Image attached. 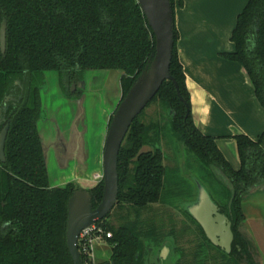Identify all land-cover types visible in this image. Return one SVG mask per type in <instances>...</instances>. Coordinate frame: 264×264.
<instances>
[{
	"label": "trees",
	"instance_id": "1",
	"mask_svg": "<svg viewBox=\"0 0 264 264\" xmlns=\"http://www.w3.org/2000/svg\"><path fill=\"white\" fill-rule=\"evenodd\" d=\"M171 2L175 9L176 0ZM4 19L8 29L6 54L0 49V108L15 91L16 80H27L29 91L12 106L7 161L0 162V264H74L66 238L67 209L70 196L81 187L74 182L50 185L35 127L39 114L36 78L47 70L68 78L89 70H119L123 72L122 100L153 56L154 34L138 0H0V27ZM177 37L175 28L170 72L182 99L174 82L165 80L146 106L160 104L164 111L160 121H142L146 108L134 119L119 153L116 205L143 208L163 200L165 156L157 145L169 124L172 133L198 157L207 180L227 187L218 179L221 172L228 180V201L213 198L228 213L235 229V245L230 254H222L226 262L221 264H257L253 243L241 227L244 201L252 188L264 186V131L256 139L234 136L241 159V167L235 169L219 149L216 137L204 134L194 122ZM231 40L235 50L222 55L246 69L264 108V0H248ZM148 145L153 149L142 151ZM195 182L205 186L202 178ZM90 191L96 207L102 199L103 181ZM99 222L113 232L112 264H143L145 254L156 257L159 253L163 239L154 229L150 232L156 245L149 250L136 221Z\"/></svg>",
	"mask_w": 264,
	"mask_h": 264
},
{
	"label": "water",
	"instance_id": "2",
	"mask_svg": "<svg viewBox=\"0 0 264 264\" xmlns=\"http://www.w3.org/2000/svg\"><path fill=\"white\" fill-rule=\"evenodd\" d=\"M138 3L153 31L155 50L147 67L119 102L110 120L101 157L99 153L92 152L86 96L84 94L78 100L70 101L67 111L60 109L48 117L49 130L43 129L40 131L39 127L49 178V164L52 157L63 171L74 165L75 180H86L90 177L92 171L91 159H94L97 164L96 168L99 165L102 167L103 194L99 204L96 207L94 206L92 192L84 188L74 191L68 201L66 238L74 264H84L78 247V237L81 230L104 219L117 203L119 194V153L134 119L151 102L165 80L174 82L178 95L182 99L178 82L170 72L175 45V19L172 2L171 0H138ZM7 24V20L4 19L0 29V41L3 50L6 44ZM95 71L97 72L94 73L98 75H88L87 77V72L85 79L79 82V86L84 90V93L96 82L101 80L106 82L110 71H117L121 73V76L123 74L119 70L99 69ZM56 73L59 76L57 71ZM106 74L107 78H104ZM5 137L6 131L0 138V157L2 160H5ZM221 176L228 181L222 172ZM196 185L198 187V198L187 208V211L201 225L208 240L225 254H230L234 241L232 221L221 212V207L210 195L208 189L200 182H197ZM261 189H264V186L254 187L251 192L257 193ZM245 231L244 233L253 243L252 252L255 262L264 264L255 242L250 234ZM167 255V249L164 247L154 259L160 263L167 259ZM104 264L111 263L106 262Z\"/></svg>",
	"mask_w": 264,
	"mask_h": 264
},
{
	"label": "crops",
	"instance_id": "3",
	"mask_svg": "<svg viewBox=\"0 0 264 264\" xmlns=\"http://www.w3.org/2000/svg\"><path fill=\"white\" fill-rule=\"evenodd\" d=\"M247 2L176 0L174 9L176 47L186 74L194 122L204 134L216 137L219 149L235 169L241 167V159L234 136L245 134L256 139L264 131V108L246 69L238 61L222 55L235 50L231 36ZM108 121L106 117L107 124ZM105 133L106 129L96 145L100 149L105 144ZM98 172L102 173L96 169L88 179L79 181L93 187L98 184L95 179ZM245 215V232L250 234L263 257L264 214ZM99 261L100 264L107 262Z\"/></svg>",
	"mask_w": 264,
	"mask_h": 264
},
{
	"label": "rangeland",
	"instance_id": "4",
	"mask_svg": "<svg viewBox=\"0 0 264 264\" xmlns=\"http://www.w3.org/2000/svg\"><path fill=\"white\" fill-rule=\"evenodd\" d=\"M94 72L97 71H88L87 77L88 75H98ZM108 75L110 78L106 82H102V80L96 82L83 93L86 96L92 152L98 153L99 151L100 154L103 153L104 144L101 149L96 146L99 136L105 129V134H107L110 120L122 97L121 73L110 71ZM45 77L46 82L41 90L43 109L42 119L39 122L40 131L43 129L49 130L50 125L47 119L52 113L54 114L60 109L67 111L70 101L74 102L80 98L70 97L65 94L60 78L55 71H46ZM104 78H107V74ZM163 114L164 111L160 104L152 103L145 109L141 120L146 123L159 122ZM106 117L109 118L108 124L106 123ZM158 146L163 149L165 155L166 181L162 192L163 200L159 203H151L143 208L116 205L112 209L111 214L102 220L113 225L136 221L142 237L146 238V243L153 238V233L150 232L151 229L155 230V234L160 239H165V237L177 232L179 235L178 244L180 248L186 251V258L182 264H193L196 259L195 253L200 243V235L196 233L195 225L189 221L187 208L197 200L198 191L197 182H195L197 178L204 180L205 187L216 201L223 203L225 200L221 194H218L210 181L205 178L206 171L198 157L190 153L186 145L172 133L169 124L165 128L163 139ZM151 149L153 147L148 145L144 146L142 151ZM96 166L94 159H91L92 171L90 176L96 169L102 171L100 165L97 168ZM49 175L50 184L53 187H61L67 183L74 182L81 188L88 190L92 188L88 183L75 180L74 165L63 171L53 157L49 164ZM218 179L229 187L221 175H218ZM244 211L248 217H251V213L254 214L256 212L264 214V189L257 193L250 191L244 201ZM111 252L109 248L99 249L97 252L98 259L110 261ZM223 253L220 252V254ZM212 256H216V259L212 258L207 264L221 263L223 256L220 257L219 254ZM262 259L264 260V256Z\"/></svg>",
	"mask_w": 264,
	"mask_h": 264
},
{
	"label": "flooded vegetation",
	"instance_id": "5",
	"mask_svg": "<svg viewBox=\"0 0 264 264\" xmlns=\"http://www.w3.org/2000/svg\"><path fill=\"white\" fill-rule=\"evenodd\" d=\"M0 29H1V27H0ZM7 29H8V24H7ZM0 49H1L2 55H5L6 51H7V31H6L5 49L4 50L2 49L1 41H0ZM47 71H55L56 72V70H47ZM45 72L46 71H44L41 74L40 77L36 78L39 81V84H38V88H39L38 89V91H39V95H38L39 96V112L38 113L39 114H38L37 120L35 122V127H36V132H37L39 138H40L39 122H40V119H42V109H43V107H42L41 90H42L43 84L46 82ZM59 78H60V82H61V84L63 86V89L65 91V94L67 96L78 97V98L82 97V95L84 93V90H82L80 88L79 82L81 80L85 79V75L84 74L81 75L80 77L68 78V77L62 76L60 74V72H59ZM19 90H20V92H18ZM28 91H29V88H28L27 80L25 82H23L21 80H16V82H15V91L10 93L5 98V102L3 103V105L0 108V138L4 135V132L6 131L5 144H4L5 160H2L1 157H0V162H2L4 164L7 161V158H6V144H7L9 132L11 130V125H12V106L16 105L19 101H21L22 98H24L23 97L24 94L28 95ZM27 101H28V99L25 98V102H27ZM40 141H41V138H40ZM158 145H157V147H159ZM41 146H42V143H41ZM42 150H43V148H42ZM163 153H164V151H163ZM210 183H211L212 186H214V188L216 189L218 194L222 195L223 199L225 200L224 202H227L228 199H229V196H230V191H229L228 187H224L223 185H221L216 180H213V182H210ZM95 186H93V187H95ZM197 191H198V187H197ZM210 195H211V193H210ZM197 198H198V194L196 196V199ZM221 212L229 217L228 213H225L222 208H221ZM187 214L189 216L188 218H189L190 223L195 225L196 233L198 235H200V237H199L200 238V243L198 244V250L195 253L196 259L194 260L193 264H195V263L196 264H207L208 262L211 261L212 258L216 259V256H212V255H215V254H219V256L222 257L223 255L220 254V252H223V251L219 247H216L215 245H213V243L210 240H208V238H207V236L205 234V231L203 230L201 225H199L198 222L192 216L189 215V213H187ZM244 214H245V211H244ZM229 219H230V217H229ZM245 220H246V215H245ZM244 222L242 223V227H241V230H243V232L245 230ZM6 225H7V223H6ZM232 230L234 232V241H233V244H232V249H233V246L235 245V229L233 227V222H232ZM178 237H179V235L177 234V232H174L173 235L165 237V239H163L160 242V244H161L160 246L161 247L159 249V252L161 251L162 248L165 247L167 249V252H168L167 259H165L164 261L159 263V261L158 262L155 261L154 255H152L151 253H148V254H145V259L143 261V264H182L183 261L186 258V251L183 250L182 248H180V246L178 244ZM155 245H156V240H155V238H152L147 243V249L151 250L152 247H155ZM108 262L112 264L111 257H110V261H108ZM221 262H226V259L224 257H222Z\"/></svg>",
	"mask_w": 264,
	"mask_h": 264
},
{
	"label": "built area",
	"instance_id": "6",
	"mask_svg": "<svg viewBox=\"0 0 264 264\" xmlns=\"http://www.w3.org/2000/svg\"><path fill=\"white\" fill-rule=\"evenodd\" d=\"M95 179L98 182L102 181L103 173H96ZM112 237L113 232L108 230L99 221L81 230L78 237V247L81 251L84 264H100L97 255L98 249L99 247L112 249L113 245L110 243Z\"/></svg>",
	"mask_w": 264,
	"mask_h": 264
}]
</instances>
